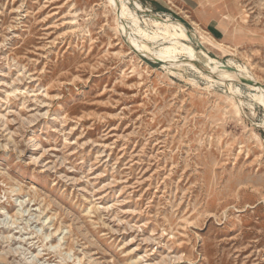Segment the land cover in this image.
Masks as SVG:
<instances>
[{"label":"rangeland","instance_id":"rangeland-1","mask_svg":"<svg viewBox=\"0 0 264 264\" xmlns=\"http://www.w3.org/2000/svg\"><path fill=\"white\" fill-rule=\"evenodd\" d=\"M214 2L217 34L187 11ZM127 5L181 22L200 72L107 0H0V264H264V105L228 66L264 83V0Z\"/></svg>","mask_w":264,"mask_h":264},{"label":"bare ground","instance_id":"bare-ground-1","mask_svg":"<svg viewBox=\"0 0 264 264\" xmlns=\"http://www.w3.org/2000/svg\"><path fill=\"white\" fill-rule=\"evenodd\" d=\"M107 1L115 11L118 27H120V24H122L123 26H125V28H127L125 33L131 39L135 41H137L138 39L140 40V42L138 43V48L140 50L149 53L156 59H163L165 62L172 63L176 67L185 65L194 69L196 73L197 71L200 72L199 68L195 66L196 58L193 48L183 42V40H190L191 35L187 32L186 28L181 22L173 21L169 17L157 20L154 19V24H152L156 26V31L150 33L139 25V19L135 15L134 11L127 5L129 0ZM126 20H128V22ZM159 40L161 41L159 44L160 47L158 49L153 48L149 45V42L155 43ZM181 54L184 55V59H179V55ZM233 63L234 62L229 61L228 66H233L234 70L237 71L239 75H242L243 77L245 76L247 77V79H251L255 82L251 84H244L246 87L255 91L252 94V97L264 105V83H260L256 79H253L250 76L246 75V73H248V69L246 66H244L245 64L236 65V63ZM206 67L208 69V73H206L207 75L205 76V78L207 77L211 80V82L223 84L226 80L235 81L234 79L236 77H228L225 75V65L221 64L220 61L212 57L207 56ZM230 88L234 92V94L240 92V88L238 86L231 85Z\"/></svg>","mask_w":264,"mask_h":264},{"label":"crops","instance_id":"crops-1","mask_svg":"<svg viewBox=\"0 0 264 264\" xmlns=\"http://www.w3.org/2000/svg\"><path fill=\"white\" fill-rule=\"evenodd\" d=\"M214 8L208 6L206 8L204 5H201L203 10H187L190 14H194L196 17V23L201 26H205L207 29L211 27L213 32L217 34V32L222 33V25L226 23L227 16H229V10H223V6L220 4L215 5ZM191 8V7H190ZM214 35V34H213Z\"/></svg>","mask_w":264,"mask_h":264},{"label":"water","instance_id":"water-1","mask_svg":"<svg viewBox=\"0 0 264 264\" xmlns=\"http://www.w3.org/2000/svg\"><path fill=\"white\" fill-rule=\"evenodd\" d=\"M241 80V82H243V83H255L253 80H251V79H247V78H241L240 79Z\"/></svg>","mask_w":264,"mask_h":264}]
</instances>
